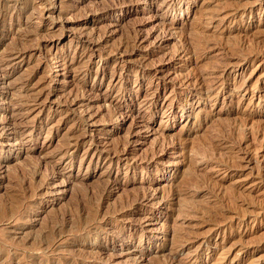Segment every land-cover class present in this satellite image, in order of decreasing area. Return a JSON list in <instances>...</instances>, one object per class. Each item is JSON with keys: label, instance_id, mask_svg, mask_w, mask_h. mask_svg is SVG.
<instances>
[{"label": "rangeland", "instance_id": "obj_1", "mask_svg": "<svg viewBox=\"0 0 264 264\" xmlns=\"http://www.w3.org/2000/svg\"><path fill=\"white\" fill-rule=\"evenodd\" d=\"M0 17V264H264V0Z\"/></svg>", "mask_w": 264, "mask_h": 264}, {"label": "bare ground", "instance_id": "obj_2", "mask_svg": "<svg viewBox=\"0 0 264 264\" xmlns=\"http://www.w3.org/2000/svg\"><path fill=\"white\" fill-rule=\"evenodd\" d=\"M60 1H61V0H60ZM3 5H4V4H3ZM20 10H21V9H20ZM12 14H13V13H12ZM50 16H51V15H50ZM0 19H1V17H0ZM3 28H4V27H3ZM1 29H2V28H1ZM1 29H0V33L2 32ZM6 32H7V31H6ZM2 33H3V32H2ZM24 55H25V54H24ZM4 75H5V74H4ZM2 77H3V76H2ZM7 78H8V77H7ZM15 123H16V122H15ZM15 123H13V125H14ZM14 126H15V125H14ZM14 126H13V127H14ZM16 126H17V125H16ZM7 128H8V127H7ZM14 128H15V127H14ZM17 128H18V127H17ZM10 129H11V128H10ZM11 132H12V131H11ZM14 133H15V134L17 133L16 128L14 129ZM19 133H20V132H19ZM5 134H6V133H5ZM0 135H2V133H1ZM3 135H4V134H3ZM11 135H12V133H11ZM21 135H22V134H21ZM10 137H11V136H10ZM12 137H13V136H12ZM5 138H6V137H5ZM74 138H75V137H73V139H74ZM9 139H10V138H9ZM6 140H7V138H6ZM7 141H8V140H7ZM75 143H76V142H75ZM96 200H100V199H96ZM97 202H98V201H97ZM79 203H80V202H79ZM79 203H77V204H79ZM87 203H88V202H87ZM92 203H93V202H92ZM94 203H95V202H94ZM81 204H82V203H81ZM95 204H97V203H95ZM73 205H74V204H73ZM73 205H72V206H73ZM93 205H94V204H93ZM93 205H90V206L93 207ZM97 205H98V204H97ZM75 206H76V203H75ZM75 206H74V207H75ZM85 206H86V205H84L83 207L85 208ZM95 206H96V205H95ZM95 206H94V207H95ZM80 207H81V206H80ZM76 208H77V207H76ZM79 209H80V208H79ZM88 209H89V208H86V210H88ZM75 210H76V209H75ZM83 210H84V209H83ZM77 211H78V208H77ZM88 211H89V210H88ZM80 212H81V211H80ZM89 212H91V211H89ZM52 213H53L52 215L55 216L54 212H52ZM91 213H92V212H91ZM91 213H90L89 215H91ZM96 213H97V212L95 211V214H96ZM71 214H72V213H71ZM93 214H94V212H93ZM60 215H61V213H60ZM73 215H74V214H73ZM73 215H72V216H73ZM56 216H57V215H56ZM69 216H70V215H69ZM91 216H92V215H91ZM91 216H89V217H91ZM59 217H60V216H59ZM87 217H88V216H87ZM48 218H49V217H48ZM52 218H53V217H52ZM54 218H56V217H54ZM70 218H71V217H70ZM61 219H63V218H61ZM61 219H60V220H61ZM65 219H66V218H65ZM88 219H89V218H88ZM45 220H46V219H45ZM48 220H49V219H48ZM66 220H67V219H66ZM97 220H98V219H97ZM51 221H52V220H51ZM53 222H54V221H53ZM64 222H65V221H64ZM70 222H73V221H70ZM131 222H132V221H131ZM54 223H55V222H54ZM59 223H60V222H59ZM66 223H67V222H66ZM50 225H51V224H50ZM72 225H73V224H72ZM61 226H63V225H61ZM130 226H131V225H130ZM48 228H49V227H48ZM51 231L53 232L52 229H51ZM57 231H58V230H57ZM116 232H117V231H116ZM50 233H51V232H50ZM95 234H96V233H95ZM99 234H100V233H99ZM99 234H98V235H99ZM111 234H112V233H111ZM118 234H119V232H118ZM80 235H81V234H80ZM90 235H91V234H90ZM93 235H94V234H93ZM98 235H96V236H98ZM119 235H120V234H119ZM119 235H118V236H119ZM50 236H51V235H50ZM91 236H92V235H91ZM91 236H88V237L90 238ZM113 236H114V235H113ZM118 236H117V237H118ZM86 237H87V236H86ZM101 237H102V236H101ZM101 237H100V238H101ZM108 237H109V236H108ZM120 237H121V236H120ZM120 237H118V238H120ZM130 237H131V236H130ZM89 238H88V239H89ZM92 238H93V237H92ZM97 238H98V237H97ZM128 238H129V237H128ZM53 239H54V238H53ZM90 239H91V238H90ZM106 239H107V237H106ZM111 239H113V238H111ZM121 239H122V238H121ZM121 239H120V240H121ZM45 240H46V239H45ZM81 240H82V239H81ZM99 240H100V239H99ZM123 240H124V239H123ZM127 240H128V239H127ZM127 240L125 239V242H126ZM46 241H47V240H46ZM49 241H50V240H49ZM85 241H86V240H85ZM93 241H94V239H93ZM96 241H97V240H96ZM111 241L114 242L113 240H111ZM121 241H122V240H121ZM91 242H92V240H91ZM40 244H41V243H40ZM110 244H111V243H110ZM114 244H115V243H114ZM48 245H49V244H48ZM70 246H71V245H70ZM106 246H107V245H106ZM105 248H106V247H105ZM70 250H71V249H70ZM71 251H72V250H71ZM74 252H75V250H74ZM79 253H80V251H79ZM96 253H97V252H96ZM104 253H105V252H104ZM75 254H76V253H75ZM77 254H78V253H77ZM77 254H76V255H77ZM70 255H71V254H70ZM72 256H74V255H72ZM72 256H71V257H72ZM82 256H83V254H82ZM84 256H85V255H84ZM87 256H88V255H87ZM106 256H107V255H106ZM59 258H60V257H59ZM66 258H67V257H66ZM73 258H74V257H73ZM85 258H86V257H85ZM75 259H76V258H75ZM111 259H112V258H111ZM50 260H51V259H50ZM93 260H94V258H93ZM2 261H3V260H2ZM65 261H66V259H65ZM70 261H71V259H70ZM107 262H108V261H107ZM63 263H64V261H63ZM68 263H70V262H68ZM73 263H74V261H73ZM79 263H80V262H79ZM57 264H58V263H57ZM71 264H72V263H71Z\"/></svg>", "mask_w": 264, "mask_h": 264}]
</instances>
